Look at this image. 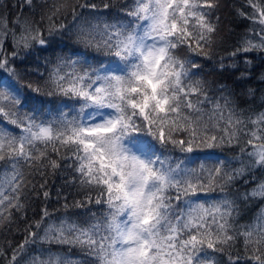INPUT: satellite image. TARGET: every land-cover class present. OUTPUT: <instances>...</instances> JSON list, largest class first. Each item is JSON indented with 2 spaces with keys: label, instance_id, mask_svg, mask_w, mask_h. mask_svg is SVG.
Here are the masks:
<instances>
[{
  "label": "snow or ice",
  "instance_id": "obj_1",
  "mask_svg": "<svg viewBox=\"0 0 264 264\" xmlns=\"http://www.w3.org/2000/svg\"><path fill=\"white\" fill-rule=\"evenodd\" d=\"M220 7L0 4V264H264V0Z\"/></svg>",
  "mask_w": 264,
  "mask_h": 264
},
{
  "label": "trees",
  "instance_id": "obj_2",
  "mask_svg": "<svg viewBox=\"0 0 264 264\" xmlns=\"http://www.w3.org/2000/svg\"><path fill=\"white\" fill-rule=\"evenodd\" d=\"M98 3L99 0H96ZM0 4L2 5H9V4H16V0H0ZM244 5V0H221V7L218 11V14L221 18V26L223 28V32L225 35L228 34L229 29H231L232 32L235 33L236 37H239L240 35L244 34L249 27L252 26L251 22L244 19L243 17L236 16V10L238 8H241ZM244 11H250L249 8L243 7ZM15 12V9H10L8 13H5V15H11ZM256 27H259V25H256ZM209 65V70L212 62H206ZM254 69H253V80H252V86L257 88L258 93L260 91H264V84H261L259 80L256 78L258 75L262 72H264V62L257 59L254 61ZM43 71V68L41 69ZM207 79L209 81H215L217 78L215 76H208ZM254 103L251 104V107L256 110H260L261 108V101L259 98V94L254 98ZM245 107H248V105H245ZM60 185V181L57 180L56 185L53 187V190H55V187H58ZM58 207L55 201L50 202V207ZM98 207V206H94ZM261 205L259 202L253 203L250 208L246 209L244 212V215L242 216L240 223H248L252 218L255 217V215L259 212ZM78 210H72V212H75ZM31 214V213H30ZM62 213L58 212L57 215H60ZM5 235L6 233L0 229V244H4L5 247H7L6 241H5ZM20 238V233L14 231L10 236H8V239L15 242Z\"/></svg>",
  "mask_w": 264,
  "mask_h": 264
}]
</instances>
